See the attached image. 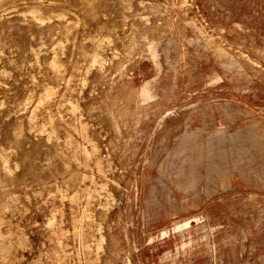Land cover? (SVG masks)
<instances>
[{"label": "rangeland", "instance_id": "obj_1", "mask_svg": "<svg viewBox=\"0 0 264 264\" xmlns=\"http://www.w3.org/2000/svg\"><path fill=\"white\" fill-rule=\"evenodd\" d=\"M0 264H264V0H0Z\"/></svg>", "mask_w": 264, "mask_h": 264}]
</instances>
